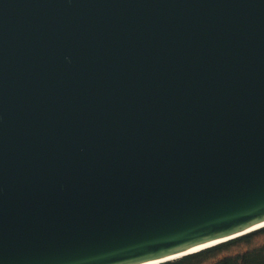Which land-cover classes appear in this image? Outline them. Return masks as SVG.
I'll return each instance as SVG.
<instances>
[{"label": "water", "instance_id": "obj_1", "mask_svg": "<svg viewBox=\"0 0 264 264\" xmlns=\"http://www.w3.org/2000/svg\"><path fill=\"white\" fill-rule=\"evenodd\" d=\"M262 223L264 0H0V264H158Z\"/></svg>", "mask_w": 264, "mask_h": 264}, {"label": "trees", "instance_id": "obj_2", "mask_svg": "<svg viewBox=\"0 0 264 264\" xmlns=\"http://www.w3.org/2000/svg\"><path fill=\"white\" fill-rule=\"evenodd\" d=\"M158 264H264V227Z\"/></svg>", "mask_w": 264, "mask_h": 264}, {"label": "bare ground", "instance_id": "obj_3", "mask_svg": "<svg viewBox=\"0 0 264 264\" xmlns=\"http://www.w3.org/2000/svg\"><path fill=\"white\" fill-rule=\"evenodd\" d=\"M264 225V223H262V224H260V225H258L257 227H260V226H263ZM202 247H199V248H195V249H193V250H191V251H188V252H192V251H195V250H198V249H201Z\"/></svg>", "mask_w": 264, "mask_h": 264}]
</instances>
